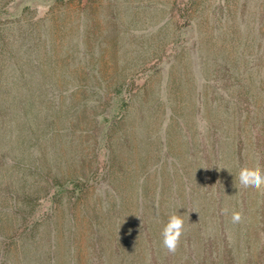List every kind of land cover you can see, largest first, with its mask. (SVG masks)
Returning a JSON list of instances; mask_svg holds the SVG:
<instances>
[{
  "label": "rangeland",
  "instance_id": "374dc122",
  "mask_svg": "<svg viewBox=\"0 0 264 264\" xmlns=\"http://www.w3.org/2000/svg\"><path fill=\"white\" fill-rule=\"evenodd\" d=\"M237 133L264 172V0H0V241L26 227L0 264H264V194L231 221Z\"/></svg>",
  "mask_w": 264,
  "mask_h": 264
},
{
  "label": "trees",
  "instance_id": "16d2710c",
  "mask_svg": "<svg viewBox=\"0 0 264 264\" xmlns=\"http://www.w3.org/2000/svg\"><path fill=\"white\" fill-rule=\"evenodd\" d=\"M242 94H243V96L245 94H247L246 86L242 87ZM243 107L246 110L247 104L244 105ZM246 117H247V115H246ZM215 120H216V124L217 125H216V127L214 125V127H213L214 130L221 126V124L219 123L220 121L218 120V118L215 117ZM220 131H221V129L216 130L217 133H219ZM237 131H238V129H237ZM217 133L213 132L211 134V137L216 139V137L214 135H217ZM219 136L222 139V141H221L222 143H226L227 144L229 142V143H231V145L234 146L232 149L228 150V152L230 154V157H227V162L225 163V165H226L225 172H227V174H226V177H224V178L226 180H232L234 182V192L237 189V192L239 191L241 193L240 196H239L240 198L237 201L235 199L233 201V211L232 212H234V211L235 212H239L240 215L242 216V215L247 214L249 209H250V207H251L250 198H251V193H252V189L251 188H248V189L241 188L239 186L237 180H236L238 172H239V170L241 168H243L242 164L244 163L243 162V158L241 156V153H242V150H243L242 139L240 138L238 133L235 135L234 140L230 136H226V135L222 136L221 134H219ZM236 138L238 139L237 141H236ZM255 142H256V146L258 148H260L262 146V139H261V135L259 133L255 137ZM217 149H218V154L220 155L221 151L223 152V150L219 149V148H217ZM258 151L262 152L263 150H258ZM259 163L264 168V161L261 160ZM231 164H232V167H231ZM210 166L211 165L209 163L208 164V169H209ZM230 167H231V169H230ZM228 170H229V172H228ZM228 173H229V175H228ZM206 175L208 176V178H210L211 177L210 171H208V173ZM76 188H79L78 191L80 192V194H81V192L84 189V187L80 186L79 184H76ZM210 189L212 190V187ZM0 192H2L4 194V198H12V194L10 192V187L8 185L1 186L0 187ZM262 194H264V193L261 192L260 196ZM216 198H217V200H220L219 198H221V197L219 196V194H217ZM4 201L6 202L8 200H4ZM217 208H218L217 214H219V215H215V219L216 220L218 219L217 221H221L222 219H224V216L226 215V214H222L221 210L225 209L227 207H222L221 203H218ZM259 210H260L259 211V216L255 219L254 222L258 226L260 224L259 228H257V229H260L261 231H264V228H263L264 227V202L261 204V207H260ZM254 222H252L250 224H247V225L243 226V228H242V231H243L242 235H243V238L245 239V241H248L251 238H253L254 234L260 233V232L252 233L253 228H255V227H253V226H255ZM163 226H162V228H163ZM150 227H151V225H150ZM25 230H26V227H23V226H21L19 229L17 228L16 230H14L9 237H6L2 241H0V249L3 250L4 252L6 251L7 253H9L11 251H12V253H14V252L18 253L20 248H21V246L19 247L16 244H14V246L11 248V245H12L13 242H16L25 233ZM161 231H162V229H161ZM161 231L159 232V235L156 238V241H162ZM144 235H145L146 242H150V241L153 240V237H152L153 236V230H149L148 229V232L147 233L144 232ZM220 238H221V245L224 248V251L228 252V243L226 242L227 237H226V235H224L223 229H221V231H220ZM255 238L257 239V235L255 236ZM180 245H181V241H180L179 247H180ZM212 245L214 246V243L208 241V246H207L208 249H207V251H212V248H213ZM33 254L35 255V257H37V253L36 252H33ZM167 254L170 255L171 253H169L167 251ZM206 254H207V252H206ZM225 258L227 259L226 262H228L229 261V257L226 255ZM254 262L256 264H258V260H255ZM153 263L155 264L154 261H153ZM166 263L168 264L169 260ZM231 263H233V258L231 259Z\"/></svg>",
  "mask_w": 264,
  "mask_h": 264
},
{
  "label": "clouds",
  "instance_id": "9594fccd",
  "mask_svg": "<svg viewBox=\"0 0 264 264\" xmlns=\"http://www.w3.org/2000/svg\"><path fill=\"white\" fill-rule=\"evenodd\" d=\"M236 180L239 186L243 189L251 188L257 192H264V172L259 167L248 168L243 167L239 170ZM222 214H227L228 209H222ZM241 215L239 212H232L231 221L232 223H239ZM184 231V219L181 215L172 214L168 217L167 222L164 224L161 237L162 246L171 254H175L180 239Z\"/></svg>",
  "mask_w": 264,
  "mask_h": 264
}]
</instances>
